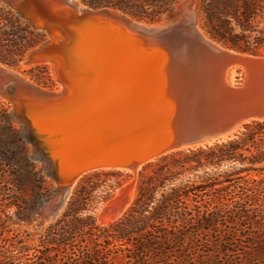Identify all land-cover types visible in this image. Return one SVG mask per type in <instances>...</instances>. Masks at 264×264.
<instances>
[{
	"label": "water",
	"instance_id": "95a60500",
	"mask_svg": "<svg viewBox=\"0 0 264 264\" xmlns=\"http://www.w3.org/2000/svg\"><path fill=\"white\" fill-rule=\"evenodd\" d=\"M9 6L47 34L24 62L50 64L60 86L42 88L0 64V94L15 84L13 120L57 186L55 213L87 174L136 175L165 156L228 142L246 125L264 122V75H253L264 55L227 47L208 33L206 39L194 16L187 24H160L78 8L72 0ZM107 204L101 210L113 209Z\"/></svg>",
	"mask_w": 264,
	"mask_h": 264
},
{
	"label": "trees",
	"instance_id": "16d2710c",
	"mask_svg": "<svg viewBox=\"0 0 264 264\" xmlns=\"http://www.w3.org/2000/svg\"><path fill=\"white\" fill-rule=\"evenodd\" d=\"M79 1L94 10H118L146 23L173 15L181 2ZM200 7L213 39L251 54L264 47V0H200ZM46 39L45 32L35 30L15 9L0 4V64L19 69L28 52ZM29 75L39 86H54L48 64L34 66ZM255 127L264 129V125ZM247 143V139L237 140L220 149L225 148L229 160L243 165L240 173L263 174L264 166H257L264 164V152L253 145L257 154L245 156V152L251 153ZM174 162L179 159L159 165L143 177L129 210L105 226L97 222L94 212L110 193L98 192L93 179L100 175L82 182L61 217L31 245L27 231L13 230L5 224L30 221L54 188L32 160L9 105L0 102V264H264V178L240 176L231 191L228 186L216 187L234 182L233 175L223 182L215 179L202 185H175L176 175L170 168ZM226 225H249L247 229L252 227L253 232L244 240L221 238L213 242V232ZM239 242L246 243L243 248L248 251L237 258L238 252L229 247ZM217 243L224 246L222 252L210 249Z\"/></svg>",
	"mask_w": 264,
	"mask_h": 264
},
{
	"label": "rangeland",
	"instance_id": "374dc122",
	"mask_svg": "<svg viewBox=\"0 0 264 264\" xmlns=\"http://www.w3.org/2000/svg\"><path fill=\"white\" fill-rule=\"evenodd\" d=\"M9 2L10 0H0V4H4L7 6H9ZM190 16L196 17L197 19L196 21L199 22L201 26L203 27V29L205 30V32L208 33L207 29L205 28L203 17H202L200 0H181L177 11L173 15L166 16L165 18L162 19V21L155 22V23L163 24L167 22H173V23L179 22V23L187 24V20L189 19ZM263 25H264V21H263ZM262 53H264L263 48H261L257 54H253V55H263ZM24 60L20 64L19 69H14V70L19 74V76L22 79L28 80L29 82L35 85H38L36 82H34L31 79L29 75V70H31L34 66L41 65V64H35V65L28 66L24 64ZM48 66L50 67V73H51L54 86L51 88H45L42 86L40 87L45 88V89H58L60 86L58 82L56 81V78L53 74L52 67L50 65ZM242 79H243V75L238 74L236 75L235 82L241 83ZM14 86H15L14 83L6 84L4 87L3 93L0 94V102H4L8 104L10 107L11 113L13 109V104H12V101L10 100L9 94L12 92ZM12 117H13V113H12ZM14 124L18 127V125L15 122ZM255 125H264V122H253V123L246 125L245 128L241 130L240 133L235 138H233L232 140L228 142L221 143V144H214L208 148H200L198 150L177 152V153L165 156L155 162H152L146 165L136 175H133L127 172H122V171H101V172H94V173L87 174L78 182L77 186L73 190V194L82 182L90 178H95L96 175H100L99 178L93 179V183L99 186L98 192L100 194H103L101 193L103 191L110 193V198L106 202H102L98 204L94 214H95L97 222L100 225L102 226L108 225L120 219L132 206L133 202L135 201L137 197L138 187H139V183L141 179L143 177L150 175L159 165L168 164V162L173 163L174 158L179 159V162H174V164L170 165L172 172L176 175V179L174 181L175 185H178L180 183L188 184V185H193V184L202 185L204 184V182L211 183L215 179H219L220 182H223L225 177L233 175L235 178L234 182L232 183L223 182L222 185H218V187L216 188L228 186L230 187V191L234 190L236 189L237 184H239V182L237 181L238 177L243 176L247 179L260 180L264 178V173L258 174L256 172H250L249 175L245 172L240 173V170L241 168H243V165H241L240 162H234L233 160H229L226 154L227 152H225V148L221 150L220 147L229 145L230 143L237 141V140L241 141L242 139H247L248 143L246 147L250 148L251 153L245 152V156L250 157L252 154L254 155L257 154L256 149L252 147L253 145L260 146V151L264 152V129L258 130L256 129ZM18 129L20 130L19 127ZM251 140L254 141V144L251 142ZM29 148H30V155H31L32 160L38 164L40 171L46 176L43 163L37 160L36 155L33 154V150L30 145H29ZM199 151H204V153L198 154ZM245 166L250 167L249 164H245ZM263 166L264 164L259 165L257 167H263ZM46 178L52 184L54 190L50 197L45 198L39 204L37 211L33 215L32 219L30 221H25V222H20V223H15V222L10 221L5 224L6 227L11 228L13 230L27 231L30 234L29 242L31 245H34L38 241L39 236L44 233L45 229L50 224L54 223L59 217H61V215L63 214V212L65 211L68 205V202L70 201V200L67 201L63 209L61 211L59 210L60 212L58 211L55 213L56 206L59 201V198L57 197V194H56L57 186L50 178H48L47 176ZM134 179H136V182L133 188L134 198L131 204L124 211L122 216H120L119 218L113 221L104 222L105 224H102L99 219L101 209L104 207L106 203L115 199L117 197L118 192L123 187L129 185ZM118 183L120 184L119 187H118ZM109 186H113V188L110 190ZM128 187L130 190L132 188V185ZM10 213L12 214L13 210L10 211ZM248 226L249 225L247 226L245 225H226L220 228L221 231L217 230V233L213 232L211 236V240L213 242H218L221 240V238L223 240H233V239L235 240L238 238L244 240L245 236H248L251 231L253 232L252 227L250 230L247 229ZM245 244L246 243L241 242L239 245L230 246L229 249L232 251L238 252L239 256H237V258L242 257L244 255V252L248 251V249L243 248ZM214 246L215 247H212L210 249H216L217 252H222L224 250V246H221L220 243H217Z\"/></svg>",
	"mask_w": 264,
	"mask_h": 264
},
{
	"label": "bare ground",
	"instance_id": "6f19581e",
	"mask_svg": "<svg viewBox=\"0 0 264 264\" xmlns=\"http://www.w3.org/2000/svg\"><path fill=\"white\" fill-rule=\"evenodd\" d=\"M72 3L76 6V7H81L82 9H84L85 7L82 6L78 1L76 0H72ZM196 27L198 28V30L204 35V37H206V39H211L210 36L205 32V30L203 29V27L201 26V24L199 22L196 21ZM264 49V47H263ZM264 55V53H262ZM24 64L30 66V65H35V64H38V63H28V62H24ZM50 65V64H48ZM51 66V65H50ZM52 67V66H51ZM251 72V71H250ZM255 72V71H254ZM253 75H256L257 78L258 76H261V75H264V67L261 68L256 74H253ZM252 75V77H253ZM20 77V76H19ZM252 77H250V80H254L252 79ZM21 78V77H20ZM22 79V78H21ZM25 80V79H23ZM27 82H29L28 80H25ZM135 182H136V179H134L129 185L123 187L117 194V197L115 199H113L112 201L108 202V204L105 206V207H110L112 206L113 209H109L107 212H105V210H101L100 212V216H99V219L101 221L102 224H105L104 222H109V221H113L117 218H119L120 216L123 215L124 211L128 208V206L131 204L133 198H134V193H133V188H134V185H135ZM132 185V188L129 190V187ZM125 189H128L127 191V196L125 198L124 201L122 202H119L118 199H119V196H120V193L125 190ZM58 197V196H57ZM59 198V197H58ZM59 203V201H58ZM65 205L62 206V208L60 209V211L63 209ZM59 211V212H60Z\"/></svg>",
	"mask_w": 264,
	"mask_h": 264
}]
</instances>
